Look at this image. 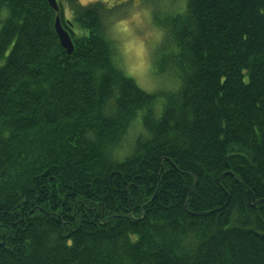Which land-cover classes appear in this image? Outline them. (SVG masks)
I'll list each match as a JSON object with an SVG mask.
<instances>
[{"label":"trees","instance_id":"obj_1","mask_svg":"<svg viewBox=\"0 0 264 264\" xmlns=\"http://www.w3.org/2000/svg\"><path fill=\"white\" fill-rule=\"evenodd\" d=\"M151 1L154 92L100 3L0 0V264H264V0Z\"/></svg>","mask_w":264,"mask_h":264},{"label":"clouds","instance_id":"obj_2","mask_svg":"<svg viewBox=\"0 0 264 264\" xmlns=\"http://www.w3.org/2000/svg\"><path fill=\"white\" fill-rule=\"evenodd\" d=\"M100 3L104 9H114V5L117 6V0H78V4L84 7L95 5ZM142 0H126L125 3L120 5H127L125 9L128 13L127 16H110L108 20L102 21L104 30L107 36L113 40L118 41L115 47L119 52V56L122 58V70L128 77H134L148 72L151 67L148 59L149 50L154 47V44H147L145 40L150 37L159 39L162 35L161 30L156 27L151 28L145 33L144 38H131L133 28L139 27L142 24L151 23V13L153 5L149 4L144 7H140ZM115 6V7H116ZM65 14L67 15V5L65 0L64 7ZM178 11H184V5L178 8ZM10 12L7 7L0 6V26L9 18ZM79 34V33H78ZM86 35V33H84ZM182 87V81L176 79L175 83L170 86L171 91L178 92ZM164 109L161 104L154 106V109L150 106L149 108H142L138 111L137 116L133 122L134 127H130L126 130L125 141L121 144L113 146L110 150L111 159L116 162H120L130 156L135 149L136 139L147 140L152 136L151 130L148 129L143 123L142 118L152 112L154 119H160Z\"/></svg>","mask_w":264,"mask_h":264},{"label":"rangeland","instance_id":"obj_3","mask_svg":"<svg viewBox=\"0 0 264 264\" xmlns=\"http://www.w3.org/2000/svg\"><path fill=\"white\" fill-rule=\"evenodd\" d=\"M78 2V0H77ZM151 0H142V3L140 5V7H144L146 5H149L151 4ZM99 3V2H98ZM64 7H65V2L63 3ZM66 5H67V12L68 14L66 15L65 14V17L66 18H69L70 15H71V4L66 2ZM127 8V5H120V4H117V6L114 8V9H111V10H108L106 9V12H104V16H103V20L102 21H106L108 20V18L110 16H127L128 13L127 11L125 10ZM65 13V11H64ZM154 26L152 25V23L150 24H142L141 26L139 27H134L133 28V33H132V37H125L127 39H131V38H144L145 36V33L148 32L151 28H153ZM160 38V37H159ZM159 39H155L154 37H150L149 39L145 40V43L146 45L147 44H154V47L155 45L158 43ZM116 43H118V41H114ZM154 47H151L150 50H149V55H148V59H149V63L151 65V53L154 49ZM121 58V57H120ZM121 62H122V58H121ZM135 82L137 83V85L145 90L146 92H154L156 91L159 87H161L160 85V82L159 80H156L152 75H151V67L149 68L148 72L145 73V74H141V75H138V76H134L132 77Z\"/></svg>","mask_w":264,"mask_h":264},{"label":"water","instance_id":"obj_4","mask_svg":"<svg viewBox=\"0 0 264 264\" xmlns=\"http://www.w3.org/2000/svg\"><path fill=\"white\" fill-rule=\"evenodd\" d=\"M47 2L55 12H58L59 8L57 0H47ZM54 30L58 37L61 47L66 51L67 54H71L73 52V43L68 32L62 27L58 15L56 16L54 21Z\"/></svg>","mask_w":264,"mask_h":264},{"label":"snow or ice","instance_id":"obj_5","mask_svg":"<svg viewBox=\"0 0 264 264\" xmlns=\"http://www.w3.org/2000/svg\"><path fill=\"white\" fill-rule=\"evenodd\" d=\"M126 2V0H117V4H123V3H125ZM115 6L116 5H114L113 7L115 8Z\"/></svg>","mask_w":264,"mask_h":264},{"label":"bare ground","instance_id":"obj_6","mask_svg":"<svg viewBox=\"0 0 264 264\" xmlns=\"http://www.w3.org/2000/svg\"><path fill=\"white\" fill-rule=\"evenodd\" d=\"M111 218V217H110Z\"/></svg>","mask_w":264,"mask_h":264}]
</instances>
